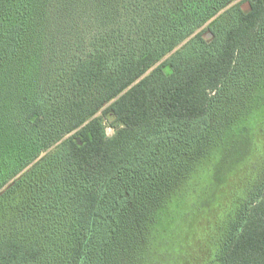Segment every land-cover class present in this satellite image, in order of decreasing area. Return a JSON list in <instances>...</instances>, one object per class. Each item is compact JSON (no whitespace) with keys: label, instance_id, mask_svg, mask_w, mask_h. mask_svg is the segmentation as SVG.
I'll return each instance as SVG.
<instances>
[{"label":"trees","instance_id":"16d2710c","mask_svg":"<svg viewBox=\"0 0 264 264\" xmlns=\"http://www.w3.org/2000/svg\"><path fill=\"white\" fill-rule=\"evenodd\" d=\"M241 1L0 0V264L149 263L170 199L263 95L264 0ZM40 72L55 105L29 103ZM214 241L210 264H264V167Z\"/></svg>","mask_w":264,"mask_h":264},{"label":"rangeland","instance_id":"374dc122","mask_svg":"<svg viewBox=\"0 0 264 264\" xmlns=\"http://www.w3.org/2000/svg\"><path fill=\"white\" fill-rule=\"evenodd\" d=\"M229 7L220 11L225 14L222 21L231 19V13L227 12ZM241 8L248 10L249 2L242 0ZM211 21L202 27L203 31L209 33V39L213 38V34L206 29ZM38 36H28L23 47H29L32 51L35 47L42 48V38L39 40ZM70 46L71 43L65 42L60 47V53H71ZM68 63L67 60L59 62L58 70L68 67ZM36 79L38 85L34 94L25 91L29 103L39 98L44 104L58 103L60 96H56L57 89L45 86L42 72L37 74ZM261 92L263 95L259 92L250 95L245 105L241 106L244 115L231 122L239 124H232L222 130L219 147L210 158H204L185 185L182 184L183 187L168 202L153 230L151 251L149 255V249L146 252L148 264H210L217 227L232 208L236 197L256 177L257 171L264 167V87ZM20 108L22 106L19 104L18 109L14 106L11 108L9 122L17 123L21 119L23 109ZM104 123L108 136H112L114 128L108 126L107 120ZM152 252L154 254L151 256Z\"/></svg>","mask_w":264,"mask_h":264},{"label":"water","instance_id":"95a60500","mask_svg":"<svg viewBox=\"0 0 264 264\" xmlns=\"http://www.w3.org/2000/svg\"><path fill=\"white\" fill-rule=\"evenodd\" d=\"M77 142H78V144H80V145L82 144L80 138H77Z\"/></svg>","mask_w":264,"mask_h":264}]
</instances>
